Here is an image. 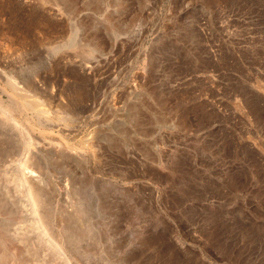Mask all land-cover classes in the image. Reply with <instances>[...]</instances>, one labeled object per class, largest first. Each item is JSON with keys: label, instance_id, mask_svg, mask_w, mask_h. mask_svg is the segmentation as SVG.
Here are the masks:
<instances>
[{"label": "rangeland", "instance_id": "rangeland-1", "mask_svg": "<svg viewBox=\"0 0 264 264\" xmlns=\"http://www.w3.org/2000/svg\"><path fill=\"white\" fill-rule=\"evenodd\" d=\"M0 264H264V0H0Z\"/></svg>", "mask_w": 264, "mask_h": 264}, {"label": "bare ground", "instance_id": "bare-ground-1", "mask_svg": "<svg viewBox=\"0 0 264 264\" xmlns=\"http://www.w3.org/2000/svg\"><path fill=\"white\" fill-rule=\"evenodd\" d=\"M28 168V167H27ZM29 169V168H28ZM30 170V169H29ZM32 170V169H31ZM26 172V171H25ZM36 173V172H35ZM34 175V172L33 171H31L30 173H28V172H26L25 173V176H33ZM38 175V174H37ZM23 176H24V173H23ZM34 179V178H33Z\"/></svg>", "mask_w": 264, "mask_h": 264}]
</instances>
